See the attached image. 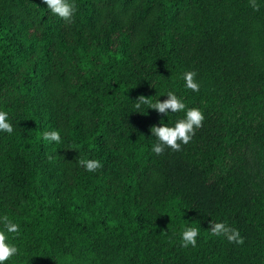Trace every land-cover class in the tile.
<instances>
[{
  "label": "trees",
  "instance_id": "trees-1",
  "mask_svg": "<svg viewBox=\"0 0 264 264\" xmlns=\"http://www.w3.org/2000/svg\"><path fill=\"white\" fill-rule=\"evenodd\" d=\"M70 2L71 22L43 0H0V111L13 126L0 131V217L19 225L5 264H264V0ZM168 91L204 121L157 155L150 128L186 110L134 105ZM52 130L60 143L42 139ZM211 221L244 243L212 236ZM188 226L196 247L181 246Z\"/></svg>",
  "mask_w": 264,
  "mask_h": 264
},
{
  "label": "clouds",
  "instance_id": "clouds-1",
  "mask_svg": "<svg viewBox=\"0 0 264 264\" xmlns=\"http://www.w3.org/2000/svg\"><path fill=\"white\" fill-rule=\"evenodd\" d=\"M47 8L53 15L62 18L65 21L71 22L74 13L76 12V5L70 0H43ZM249 5L254 11H259L260 5L257 0H249ZM197 73L195 71H185L182 74V79L185 81V87L194 92L199 91V83L196 81ZM166 99L156 100L153 102L151 97L139 95L135 101V108L140 109L142 105H147L148 109L156 110L159 114L167 116L169 112L176 113L185 111V116L175 121L174 126H168L163 121L159 126L153 125L150 128L152 136L158 141L152 147V151L157 154H163L165 147L172 151H180L181 145H187L192 140L197 129L202 127L204 121L203 112L196 107L186 108L182 100L173 92L168 91ZM0 131L11 134L13 126L8 122V113L0 111ZM42 139L48 142H61L59 131H45L41 133ZM52 159L51 156L48 157ZM79 163L87 171L94 172L101 168L102 165L99 160L95 159H80ZM0 224L3 225V230H0V264H5L11 257L18 254L19 249L14 244L8 242L9 233H18L19 225L10 220L6 215L0 217ZM210 234L212 236L224 237L229 243L242 245L244 238L240 235L238 229L231 227L227 222H213L209 225ZM200 235V230L197 227L188 226L181 231V246L187 248L189 246L196 247L197 237Z\"/></svg>",
  "mask_w": 264,
  "mask_h": 264
}]
</instances>
